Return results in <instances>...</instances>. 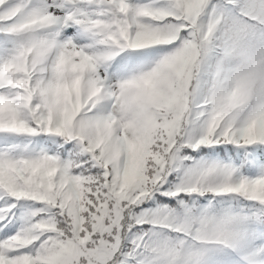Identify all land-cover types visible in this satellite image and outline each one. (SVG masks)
Segmentation results:
<instances>
[{"label":"snow or ice","instance_id":"obj_1","mask_svg":"<svg viewBox=\"0 0 264 264\" xmlns=\"http://www.w3.org/2000/svg\"><path fill=\"white\" fill-rule=\"evenodd\" d=\"M0 264H264V0H0Z\"/></svg>","mask_w":264,"mask_h":264}]
</instances>
